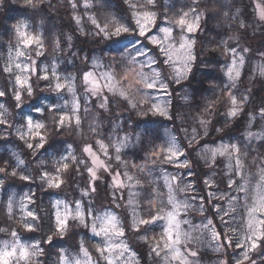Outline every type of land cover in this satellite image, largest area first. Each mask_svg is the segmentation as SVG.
I'll list each match as a JSON object with an SVG mask.
<instances>
[{"label": "clouds", "instance_id": "obj_1", "mask_svg": "<svg viewBox=\"0 0 264 264\" xmlns=\"http://www.w3.org/2000/svg\"><path fill=\"white\" fill-rule=\"evenodd\" d=\"M72 2L58 0L53 5L52 0H11L12 4L28 9L26 18L13 23L6 34L0 29V46H6L8 50L7 54L0 51V90L8 89L4 98L6 107L0 116V124L4 125L0 127V254L15 252L11 257H5L9 264H107L110 258L114 264H125L128 253L117 255L104 249L109 245L125 243L133 251L144 245L140 235H137L141 227L138 219L158 212L162 205L159 197L163 194L146 169L148 165L168 164L162 157L169 135L174 136L186 152V159L197 175L212 169L205 164L201 154V140H205V143L217 140L239 143L241 160L246 161L244 171L247 176L257 172L256 167L252 166L253 162L264 164V139L248 140L244 135L252 123L249 117L262 107L261 102L258 108L254 107L250 98L254 81L264 83V73L256 71L264 63V49L257 51L247 45L255 40L264 42V0H87L88 8L75 9L71 7ZM4 3L5 0H0V12L4 11ZM57 8L68 13L64 17L66 21L69 17L73 20V15L80 16L81 23H75L72 34H69L72 38L78 34L88 40L99 39L100 44H105V39L96 33L88 17L96 18L100 24H107L109 35L116 25L129 29L127 34H122V39L106 44L107 53L98 46H92L89 50V57L103 60L105 67L112 72L116 86L124 90V96L104 88L103 81L102 91L93 96L81 80H76L74 85L79 91L69 92L66 88L58 92L52 86V81L41 88L39 78L32 76V93L21 90L22 98L19 101L11 99L16 90L15 75H28L18 73L15 67L11 72L2 71L9 65L10 56L11 63L15 64L18 58L16 49L22 47L15 26L26 24L29 34L40 37L45 59L55 61L67 53V49L58 45L65 35L64 26L55 18H49ZM145 10L155 13L156 24L151 26L155 29L154 36H160L162 28H170L173 32L170 40L177 46L185 33L176 25V20L185 14L188 18L198 16L202 38L191 37L195 40L194 54L203 58L215 53L223 61L217 71L211 77L202 74L200 64L207 61L197 59L190 62L191 71L177 80L172 62L164 63L166 51L162 53L159 49H153L147 38L141 41L137 36L134 13ZM85 24L91 25L90 30H85ZM229 46L241 51L247 49L242 51L246 58L242 69L250 65V75L242 71L241 77L233 81L224 77L220 69L231 59ZM162 47L166 49L167 46ZM23 52L26 57L33 58L35 49H23ZM136 52H144L152 59L150 69L140 67V63L146 59L144 56L139 57V63L135 66L127 65L122 60L123 56ZM68 65L70 68L66 74L58 72V75L61 80L69 78V83L88 68L85 59H80L77 64L68 58ZM56 66L58 68L59 64ZM141 72L147 79L140 75ZM153 72L160 75L154 81L156 87L148 88L147 84L153 82ZM160 84H166L171 89L168 96L171 104H166L168 115L164 118L152 111L153 103H159L154 98V91ZM40 92L46 94L43 102L38 96ZM233 96L239 101L240 112L236 117H229L227 112ZM74 101L80 102L79 110L74 113L79 117V122L66 120L61 126L58 124L60 112L45 111L62 108L73 114ZM26 119L43 125L40 129L44 137L42 141L34 140L30 133L25 135ZM258 126L260 130L264 129V120H259ZM240 128L244 130L239 132ZM123 137H127V143L116 152L113 146ZM98 141L104 143L111 154V159L107 161L109 169L119 168L122 174L126 172L133 180H125V186L131 184L141 190L134 208L127 199L114 195L115 191L106 181L102 170L97 173V190L89 187L91 177L87 169L91 164L83 148L85 145H96ZM37 143H42L43 147H35ZM29 144L33 146L29 148ZM154 152L160 153L156 159H153ZM64 163L68 164L67 169L63 168ZM111 173L109 171L108 174ZM213 173L209 177L216 183ZM54 176L62 180L59 188L48 184V180ZM177 176L180 177V174L177 173ZM24 177H27L28 183H25ZM109 194H113L115 199L109 201ZM113 203L115 208L112 207ZM69 209L71 215L67 218V224L57 231V212L63 213ZM105 210L116 217L117 227L124 231L123 236L99 231L101 225L97 218L103 217ZM77 211L84 214L83 219L76 215ZM28 212L33 215L28 216ZM26 225L31 226L30 231L26 230ZM154 227L160 228L159 225ZM150 233L152 229L147 233L148 244L159 234ZM195 245L198 247L199 243ZM21 248L28 252L23 259ZM142 259L134 258L139 264H142ZM148 260L149 264H164L163 255L157 260L148 252Z\"/></svg>", "mask_w": 264, "mask_h": 264}, {"label": "snow or ice", "instance_id": "obj_2", "mask_svg": "<svg viewBox=\"0 0 264 264\" xmlns=\"http://www.w3.org/2000/svg\"><path fill=\"white\" fill-rule=\"evenodd\" d=\"M90 5L87 0H73L71 7L73 9L77 7L88 8ZM135 20L134 23L137 26V36L147 38L148 44L152 46L153 49H159L162 53L166 51V58L164 63L167 64L169 61L173 64V71L179 80L182 76L187 75L191 71V63L196 61L198 58L194 54V45L195 40L192 39V33L197 32L200 28L199 17L188 18L187 14L180 16L176 20V25L183 29L185 33L181 37L180 43L177 46L175 43L171 42L170 37L173 35L172 29L162 28L160 30V36H154L151 34V26L156 24L155 13L149 10L140 11L134 13ZM72 19L77 25L81 23V18L78 15H73ZM88 20L95 27L96 33L105 39L108 43H114L119 39L123 38L122 34H127L129 29L123 25H116L111 29V35H109V26L107 24H100L98 20L94 17H88ZM27 27L24 23H19L15 26L16 34L20 39L21 48L16 49L17 57L22 59H17L15 64L11 63L12 57L10 56V63L5 67L3 72H11L12 68L15 67L18 73H27L28 75H15V95L11 97L16 101H19L22 98L21 90H27L29 94L32 93V76H36L40 81L46 82L52 81V86L58 91L67 90L69 92H77L78 88H75V81L81 80L83 86L90 92L93 96L97 95L102 91L101 81H103V87L107 88L111 92H117L119 95L124 96L125 92L123 89L118 88L115 84V79L99 57H90L86 59H91L92 70L83 71L75 78L71 79L69 83V78H64L61 80L58 75L57 66L55 63L50 65L49 68L41 66L37 63L34 58L26 57L24 55L23 49L34 48L35 57H42L44 55V45L41 42L39 36L31 35L29 32L24 29ZM69 47L72 46L71 42L73 38L69 35L66 37ZM63 40L58 41V45L62 47ZM166 45V49L162 47ZM11 52V50H9ZM242 51H247L244 49ZM241 50L236 49L233 46H229V52L231 55L230 61L222 67L220 70L223 73L224 77L229 80H237L241 77L242 68L246 63V58L243 56ZM146 57L143 63H140L141 69L151 68L153 61L150 57H147V54L144 52H136L134 55H125L122 57V60L127 65L135 66L139 63V57ZM27 62H21V61ZM97 69H102L97 74ZM256 71L264 73V63H261ZM140 75L144 76L147 79V76L141 72ZM153 82L147 84L148 88H155L154 83L155 79L159 78V72H153ZM161 94L168 95L166 84H160L157 88ZM8 89L5 87L3 90H0V116L3 115V109L6 107L5 97L7 96ZM239 101L235 96L231 99V107L228 109L227 115L229 117H236L240 109L238 107ZM262 107L259 111H256L249 117V120L252 121L247 131L244 133L245 137L248 140H255L257 138L264 139V129L259 132H253L250 129L254 126L253 122L255 120H264V100L261 101ZM80 102L74 101L72 105V113L69 114L64 111V109H45V111H58L60 115L58 117V124L63 125L66 120L71 121L75 120L79 122V117L74 115L79 110ZM38 111V110H37ZM152 111L160 116L166 117L168 115L165 107H162L159 103H153ZM25 123L27 125V131L25 135L31 134V137L34 140L42 141L44 139L40 129L43 127L40 123H33L31 119H26ZM3 124H0V127H3ZM127 143V137H123L119 140L117 144L113 147L116 152H119ZM33 145L29 144L28 147L31 148ZM37 148H42V143H37L35 145ZM102 153L103 156H109V150L107 146L98 141L96 145H85L83 151L88 155L90 160L91 167L87 169L88 176L91 179L88 182L89 187L93 191L97 190L96 183L99 182L97 178L98 171L102 170L105 173H109V167L107 162L101 158L98 154ZM202 156L205 159V164L212 168L217 162L218 158H224L227 160L225 168L228 173H231L234 176L242 177L243 183L239 181H234L232 176H228V187L229 189H234L237 192L244 193L245 198L251 195V203H245L243 206L246 208L247 219L245 222L246 232L244 234V240L241 242L238 236H236L237 229L234 227H226L223 233H220L216 230L214 221L211 218L205 217L206 222L201 224H193L191 220L187 218H182L180 213L183 211L187 215L188 211H198L203 216L205 211V204L211 203L212 200H222L224 198L223 193L219 197L216 196L215 192H209V198L205 200L204 203L199 204L196 209H193L192 204L189 202L188 198L184 199L179 198L181 193H190L193 184L190 181H196L197 183L202 182L205 188H215V183L212 182V179L208 176L207 173L197 175L191 169L189 161L186 159V152L181 148L177 143V140L174 136L169 135L167 140V147L164 149L162 159L168 164H174L175 167L180 170L183 169L188 173V181L186 182L181 177L177 175L163 173V187L167 189L166 192L159 197L162 201V205L158 212L150 214L148 218H139L138 224L141 226L137 230V235H140L141 240L144 241V244L148 246L149 253L154 254L155 257L160 258L163 255L164 264H199L197 259L199 253L198 250L193 245L200 243L203 239L205 233L210 237L209 245L212 247V250L216 253H225L227 248L230 247L228 242L235 244V247L242 249L240 253V258L236 259V264H264V255H260L258 259H254L253 255L260 253L264 249V164H259L258 162H253V167H256L257 172L255 175L251 176L256 179V184L253 186L249 176L245 174L244 168L246 161L241 160V146L239 143H233L228 141L226 143H220L216 146L205 145L202 149ZM160 156L159 152L153 153V159H156ZM117 160L120 159L119 156L116 157ZM63 168L67 169L68 164L64 163ZM149 176H151L153 169H146ZM215 173H213V176ZM47 177V174H45ZM112 180L111 186L115 192H120L121 190H127V200L129 205L135 207V204L139 198L140 191H134L137 189L135 185L125 186V180L132 181L133 177L129 176L126 172L121 174L120 172L111 173ZM123 176V179L121 178ZM207 177V178H205ZM27 181V177H24ZM50 187L59 188L62 184V180L59 177H53L48 180ZM156 185V181H155ZM158 188V187H157ZM159 189V188H158ZM27 199V197H25ZM115 199V197H113ZM237 197H228V207L227 209L220 208L219 212H222L223 215H220L218 218L221 223L224 222V216L234 213L240 205L234 204V200H238ZM259 213L258 217L256 214ZM28 216H32L31 212L27 213ZM71 215V210L69 209L66 212H57V231H61L68 222V217ZM76 215L83 219L84 214L77 211ZM64 217V218H61ZM100 221V232L108 234L112 233L116 236H123L124 231L119 229L116 224V217L111 213H105L103 217L97 218ZM188 225V230H184L181 225ZM159 225L162 229L157 236L154 237L151 244L147 243V233L150 229H153L154 226ZM26 230H31L30 225H26ZM95 231V229H94ZM143 233V235H141ZM228 233H232L229 235ZM98 251H100L98 249ZM106 252H113L117 255L128 253V259L125 261V264H139L138 260H134L137 257L138 253L132 251L128 248V245L125 243H119L115 245H109L104 249ZM15 252H4L0 254V264H9V261L5 257H11ZM21 258H25L28 255L26 249H20ZM107 264H114V261L110 258ZM218 264H232L231 258L229 259H218Z\"/></svg>", "mask_w": 264, "mask_h": 264}, {"label": "rangeland", "instance_id": "obj_3", "mask_svg": "<svg viewBox=\"0 0 264 264\" xmlns=\"http://www.w3.org/2000/svg\"><path fill=\"white\" fill-rule=\"evenodd\" d=\"M57 3H58V0H57ZM20 10H23V9H20ZM27 12H28V10H27ZM27 12L26 13H22L21 11L20 12H12L13 14H12L11 19H12L13 23H15L16 21H18L20 19H25L26 15H27ZM69 19H70V17H69ZM83 26L85 27L86 31L90 30V28H91V25H88V24H85ZM24 30L29 32V28L28 27H26ZM151 34L152 35H156L154 28H151ZM190 35L192 37H197V32L192 33ZM139 39L141 41L144 40L143 37H139ZM257 41H259V40H257ZM107 43L108 42H105V44H100V46H99V47H101L104 50L105 53L108 52V49L106 47ZM251 44L252 43H250L249 46ZM6 48H7L6 46H0V51H3L5 54H7V52L4 51ZM261 49H264V43H263ZM43 51H45L44 48H43ZM32 56L37 61V63L39 65L44 66L46 68H49V70H50V65L53 64V63L59 64V67L57 68L58 72H65V74H66V70L68 68H70V65H68L67 54L66 55L62 54L60 57H57V59L55 61H53L51 58L45 59L44 56L37 58V57H35V52L32 53ZM17 59L19 60V59H22V58H17ZM61 61H63V63H61ZM85 62L88 64V68L85 69V71L92 70L91 59H85ZM101 63H103V60H101ZM243 70L244 69H242V71ZM99 71H102V69H97V74H99ZM45 85H46V82L41 81L40 87L43 88ZM167 92H168V95H163V94H161V92L158 89H156L154 91V98L156 100H158L159 104L162 107H165L166 104L167 105L169 104L168 96L171 93V89L168 88ZM40 94H45V93L40 92V93H38V96ZM82 110H83V105L81 106V111ZM32 111L35 112V110H33V109H32ZM253 124H254V126L250 130L253 131V132H259L260 131V128L258 126L259 120L258 119L255 120L253 122ZM226 142H228V141L220 142V143H226ZM220 143H217V144H214V145H211V146H216V145H218ZM254 143H259V141H254ZM94 150H97L98 154L106 162L111 159V154H109V156L105 157V156H103L102 153H99L98 148L94 149ZM133 162H139V161H133ZM89 163H90V160H89ZM226 163H227L226 159L218 158V162L215 164L213 170L209 172V175H212V173L214 172L215 176H216L217 171H220L221 174H222V178H224L223 180H224L225 186H226L224 188L223 192H219L218 191L217 193H215L217 197H219L221 195V193H223L224 198L222 200H216L215 205L212 202H211V204L214 207V209H216L217 215L219 217L220 215H223L222 212H219V209L223 208V209L226 210L227 207H228V197L229 196L239 198L238 200H234L233 203L234 204L238 203L240 205V207H238L237 210L234 213H230L229 215L224 216V222L225 223L222 224L220 219L217 218V220L219 221L220 225L223 228V230L217 229V231L218 232L221 231L223 233L226 227H234V228L237 229L236 236H238L239 239L241 240V242H243L244 234H245V232L247 230L246 226H245V222H246V219H247V212H246V208L243 205L246 202L249 203V204L251 203V195H249L247 197V199H246L244 193L237 192L234 189H229V187H228V176H232V179L234 181H239L241 184L243 183V178L242 177H237V176L232 175L231 173H228L226 168H225V164ZM217 164H221V166H222L221 169H216L215 168ZM148 168H152L153 169V172H152L150 178L152 180L156 181V186L162 192H166L167 191V189L163 187V179H162V174L165 173V172L169 173V174H173V175H177V173H179L180 177L182 179H184L186 182H189L188 181V173L185 170H183V169L178 170L175 167L174 164H165V165H159V166H157V165H148ZM109 171H111L112 173L120 172L122 174V170L119 169V168H116L115 170L109 169ZM103 175L105 176L106 181L111 183L112 176L109 175L108 173H105V172L103 173ZM121 178L123 179V176H121ZM205 178H207V177H205ZM249 179L251 180V183L254 186L256 184V179L252 178L251 176H249ZM25 183H28V182L25 181ZM93 183L95 185L96 183H99V182H93ZM192 184H193V188H192L191 192L190 193L179 194V198L180 199H184L185 197H187L189 202L192 204L193 209H196L199 206V204L203 203V198L201 197V194H202L201 193V189L200 190L198 189V187L200 188L199 183L194 181V183H192ZM105 187H107V185H105ZM217 188H218L217 183H215V188H212V189H217ZM134 191H140V189L137 188V189H134ZM114 195L117 196V197H120L121 199H127L128 193H127V190L125 189V190H122L120 192H115ZM109 196H110V199L112 200L113 199V194H109ZM114 206H115V204L113 203L112 207L114 208ZM69 207L71 208L72 206L70 205ZM105 213H107V210H105ZM256 215L258 217L260 216L259 213H257ZM180 216L182 218H187V219L191 220L193 224H201L203 222H206L205 217L212 219L211 215H209V213H208V211L206 209L204 211V215L203 216L200 214V212L195 211V210L188 211L187 215H185V212L182 211L180 213ZM260 218H264V217H260ZM181 227L184 230H188V228H189L188 225H183V224L181 225ZM161 230H162L161 228L154 227L152 229V233H150V234L158 233ZM228 234L232 235V233H228ZM209 241H210V237H209V235L207 233H205L204 236H203L202 241L199 243V246L198 247H197V245H193L192 246V247H194V248H196L198 250L199 255H198L197 259L199 260V264H216L218 259H222V256L224 255V253H216V252H214L212 250V247L209 245ZM228 243L230 244V247L227 248V251L230 254V258L232 260V264H236V259L240 258V253H241L242 249L235 247V244H232L231 242H228ZM133 251H136L138 253V255H137L138 259L143 257L142 264H149V260H148L149 249H148L147 245L144 244V245L141 246V248H139L137 250L133 249ZM260 255H264V249H262L260 253L254 254L253 258L254 259H258V257ZM153 256H155V255L153 254ZM156 259L159 260V258H157V257H156ZM258 264H259V260H258Z\"/></svg>", "mask_w": 264, "mask_h": 264}, {"label": "trees", "instance_id": "obj_4", "mask_svg": "<svg viewBox=\"0 0 264 264\" xmlns=\"http://www.w3.org/2000/svg\"><path fill=\"white\" fill-rule=\"evenodd\" d=\"M52 4L55 5L57 4V0H52ZM51 6V5H50ZM42 7H44L42 5ZM4 11L0 12V29H3L5 34L7 33V31L10 30V26L13 24V21L11 19L12 17V12H22V13H26L27 12V8H23L21 7L19 4H12L11 0H5V3L3 5ZM23 9V10H20ZM47 11V9H45ZM68 15L66 12H64L63 9L61 8H57L56 12H53L51 14V16L49 17L51 18H55L57 20L58 23H60L61 25L64 26V32L65 35L61 37V40H63V44H62V48L67 49V57L71 58L73 61H75L77 64L79 63L80 59H86L90 58L89 57V50L92 46H100L99 43V39L98 40H88L86 38H82L79 37V35H75L71 44L72 46L69 47V43L66 39V37L69 34H72L73 32V27L75 25V21L71 20V18L66 21L64 19V17ZM70 21V24H69ZM71 25V26H70ZM200 27H202V25H200ZM197 37L202 38V34L200 32V28L197 30ZM252 41L251 45H247L248 47L253 48L254 50H261V47L263 45L264 42L262 41ZM5 52H7V48L4 50ZM73 53H75V55H73ZM200 60H205L207 61V63H201L200 64V72L208 77H211L216 71L217 69L220 67V65L223 63L222 60H220L219 57H217V55L215 53H209L208 57H197ZM211 58V59H210ZM217 61H219V63H217ZM246 74L250 75L251 74V66L248 65L244 70H243ZM255 83V87L252 88V96H251V101L254 107L258 108V106L260 105V102L262 99H264V83H261L260 81H254ZM46 94H40L39 97L42 98L45 97ZM2 102V101H1ZM43 102V100L41 101ZM35 103V102H34ZM171 104V101L169 100V104ZM23 107V106H22ZM33 110H35V108H33ZM246 111H248L246 109ZM17 112L19 113V110H17ZM161 118H164L163 116H161ZM244 129L240 128L239 132H242ZM234 134H238V133H234ZM225 141H229V140H217L216 142H208L205 143V140H201L200 141V145L204 146V145H214L220 142H225ZM187 148V145L185 144V149ZM215 166V165H214ZM214 166L212 167L211 171L213 170ZM221 164H217L216 165V169H221ZM209 172L208 170H205V173L208 174L209 176ZM220 179H217V178ZM214 179H216V183L218 188L217 189H212V188H205L203 183L200 182V188L198 187V189H201V197L203 198V203L205 202V200H207L209 198V192H215L217 193L219 192H223L225 186V182H224V178H222V174L220 171H217L216 176L214 177ZM192 183H194V180L191 181ZM108 200L110 201V196L108 195ZM212 203L215 205L216 200H212ZM115 208V206H114ZM205 209L208 211L209 215H211L212 219L214 220V225L216 226V230L217 229H221L223 230L222 226L220 225L219 221L217 220L218 215L216 212V209H214V207L212 206L211 203L205 204ZM220 233H222L220 231ZM137 250V249H136ZM230 258V254L228 253V251L226 250V252L224 253V255L222 256V259H229Z\"/></svg>", "mask_w": 264, "mask_h": 264}]
</instances>
